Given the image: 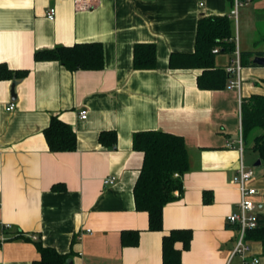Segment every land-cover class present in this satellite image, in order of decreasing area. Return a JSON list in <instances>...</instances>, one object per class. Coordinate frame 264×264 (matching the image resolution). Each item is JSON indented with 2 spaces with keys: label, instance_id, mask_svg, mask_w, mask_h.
<instances>
[{
  "label": "crops",
  "instance_id": "0c3cea01",
  "mask_svg": "<svg viewBox=\"0 0 264 264\" xmlns=\"http://www.w3.org/2000/svg\"><path fill=\"white\" fill-rule=\"evenodd\" d=\"M232 10L231 0H0V62L28 70L15 98L13 81L0 80V221L11 225L0 229V264H31L39 258L36 240L70 253L65 264H162V236L173 228L192 231L182 264H226L236 237L226 218L239 200L232 177L240 159L251 168L245 145L256 152L250 134L238 150L241 102L264 95V66H242L239 88L228 79L222 89H202L200 69H171L168 57L194 50L201 15H231L239 51H261L264 0ZM89 41L102 44L101 69L34 60L36 50ZM136 42L155 44L154 68H133ZM234 56L217 53L215 63L226 66ZM52 115L72 126L74 150H49L43 129ZM148 129L181 135L188 154L182 190L163 207L161 230L147 229L148 215L133 198L143 154L132 148V134ZM102 130H115L113 148L99 143ZM255 159L252 185L264 225V160ZM106 177L114 182L104 184ZM56 183L64 188L53 190ZM126 229L140 230L137 245H121ZM251 248L264 264L260 243Z\"/></svg>",
  "mask_w": 264,
  "mask_h": 264
},
{
  "label": "trees",
  "instance_id": "16d2710c",
  "mask_svg": "<svg viewBox=\"0 0 264 264\" xmlns=\"http://www.w3.org/2000/svg\"><path fill=\"white\" fill-rule=\"evenodd\" d=\"M264 40V38H263ZM216 49V52L213 50ZM236 50L234 20L231 15H201L196 24L194 50L171 52L168 66L171 69H200L196 78L199 88L222 89L229 76L225 66L215 63L217 53H234ZM241 66L256 65L251 57L264 55L261 51H239ZM35 61H58L69 71L76 69L98 70L103 67V48L98 41L77 42L72 45H56L34 52ZM132 65L134 69H152L156 65V48L151 42H136L133 45ZM28 73L27 69H11L0 62V80L11 79L16 83ZM264 82V79L262 80ZM261 132L253 136L252 148L259 159L264 160V95L254 93L241 102L242 137L253 130ZM48 148L52 152L72 151L76 148V134L72 126L52 115L43 129ZM115 130H102L99 143L105 147L115 146ZM132 148L143 154L142 165L133 186L135 209L148 215V230L162 229L163 207L173 201L175 192L182 190V175L188 169V154L183 137L157 129L135 131L132 134ZM53 190L64 188L62 183L53 184ZM21 232L16 233L20 235ZM140 230L126 229L120 233L122 246H135ZM192 231L189 228H173L162 236V264H182L181 253L190 246ZM247 238L259 242L264 256V225L249 230ZM1 243V239H0ZM180 244L181 246H177ZM39 258L31 264H65L70 253H60L53 247L35 241Z\"/></svg>",
  "mask_w": 264,
  "mask_h": 264
},
{
  "label": "built area",
  "instance_id": "2783aa9c",
  "mask_svg": "<svg viewBox=\"0 0 264 264\" xmlns=\"http://www.w3.org/2000/svg\"><path fill=\"white\" fill-rule=\"evenodd\" d=\"M76 6L92 3L95 0H73ZM233 4L232 13H236L240 6L247 5L254 0H231ZM55 16V8L50 7L46 12V17L53 19ZM237 44V40L235 39ZM216 52V49L213 50ZM234 58L231 62L225 66V72L229 76L227 86L229 88L240 86V70L242 68L240 62V53L238 47L234 51ZM13 108V103H10L6 109L10 110ZM81 119L86 118L85 110L79 112ZM238 150L240 153L243 150V142L241 133L237 140ZM228 147H233V141L227 142ZM232 181L237 187L239 192V200L236 204V209L231 212L227 218L226 223L236 231L235 242L232 250L227 258L226 264H259L258 257L252 256L251 241L247 238V232L259 226L257 205L258 202L255 199L256 188L252 185L253 172L251 168L246 167L243 164L242 159L239 161L238 169L232 177ZM104 184H112L114 182L113 177H106L103 180ZM11 227L8 223L0 221V229L2 231L8 230ZM4 239V238H2ZM238 258V261H234Z\"/></svg>",
  "mask_w": 264,
  "mask_h": 264
},
{
  "label": "rangeland",
  "instance_id": "374dc122",
  "mask_svg": "<svg viewBox=\"0 0 264 264\" xmlns=\"http://www.w3.org/2000/svg\"><path fill=\"white\" fill-rule=\"evenodd\" d=\"M259 45V44H258ZM261 132V130L259 129H256V130H253L250 134V137H253L255 134ZM257 153L252 151L251 148H249L247 145H245V150H244V159L245 161L247 162V159H249V163H250V167L251 168H256L257 166H253L254 162L256 161V157H257ZM261 166L263 167L264 166V161L261 163Z\"/></svg>",
  "mask_w": 264,
  "mask_h": 264
},
{
  "label": "water",
  "instance_id": "95a60500",
  "mask_svg": "<svg viewBox=\"0 0 264 264\" xmlns=\"http://www.w3.org/2000/svg\"><path fill=\"white\" fill-rule=\"evenodd\" d=\"M252 62L257 64V65L264 66V55H255L252 58ZM14 86H15V83H13V85H12L11 98H15ZM259 163H260V160H257L256 164H259ZM68 262H69V260H68Z\"/></svg>",
  "mask_w": 264,
  "mask_h": 264
}]
</instances>
